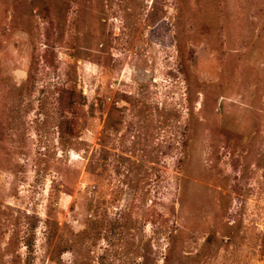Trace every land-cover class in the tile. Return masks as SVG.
<instances>
[{"label":"rangeland","instance_id":"374dc122","mask_svg":"<svg viewBox=\"0 0 264 264\" xmlns=\"http://www.w3.org/2000/svg\"><path fill=\"white\" fill-rule=\"evenodd\" d=\"M0 264H264V0H0Z\"/></svg>","mask_w":264,"mask_h":264},{"label":"trees","instance_id":"16d2710c","mask_svg":"<svg viewBox=\"0 0 264 264\" xmlns=\"http://www.w3.org/2000/svg\"><path fill=\"white\" fill-rule=\"evenodd\" d=\"M47 59H48V58H47ZM49 60H51V59H49ZM66 106H73L72 101H71V100L67 101V102H66Z\"/></svg>","mask_w":264,"mask_h":264}]
</instances>
